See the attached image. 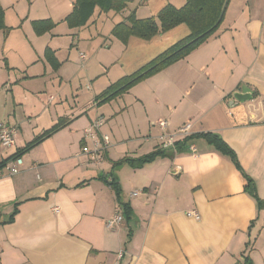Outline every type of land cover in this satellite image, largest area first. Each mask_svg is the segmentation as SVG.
Instances as JSON below:
<instances>
[{
  "label": "crops",
  "instance_id": "0c3cea01",
  "mask_svg": "<svg viewBox=\"0 0 264 264\" xmlns=\"http://www.w3.org/2000/svg\"><path fill=\"white\" fill-rule=\"evenodd\" d=\"M185 2L128 0L121 11L96 6L73 27L66 17L75 0H0V121L19 128L0 163L16 154L23 159L16 174L8 170L16 157L0 167V264H264V207L245 190L231 157L206 138L192 136L179 151L141 166L116 165L161 148L160 120L170 132L189 124L177 141L219 134L264 200V0H228L207 41L127 92L99 99L191 34L183 23L124 42L115 26L132 12L144 19ZM42 20L54 26L37 34L34 22ZM245 88L253 98L229 106ZM125 95L128 103L120 104ZM98 118L102 164L82 153L84 145L93 147L84 132ZM61 120V128L26 149ZM118 213L123 219L109 226Z\"/></svg>",
  "mask_w": 264,
  "mask_h": 264
},
{
  "label": "trees",
  "instance_id": "16d2710c",
  "mask_svg": "<svg viewBox=\"0 0 264 264\" xmlns=\"http://www.w3.org/2000/svg\"><path fill=\"white\" fill-rule=\"evenodd\" d=\"M227 3L228 0H186L185 4L181 7L169 3L158 13L157 16L138 19L136 18L135 13L132 12L126 21L118 23L113 29V33L124 42H127L130 36H137L149 40L154 36L167 32L183 23L188 25L191 34L169 47L165 52L157 56L135 73L124 76L117 82L108 86L99 97L101 102L110 101L111 99L127 92L137 82L157 73L173 62L184 58L199 45L207 41L217 31L223 19ZM127 4L128 0H75L74 9L66 17V20L69 25L73 27L82 26L90 18L96 6H99L104 11H121L127 7ZM53 26L54 23L50 20L34 22V28L37 34H41ZM3 28H5L4 12L0 4V29ZM48 54L52 55L50 51ZM63 122L64 121L61 120L55 126L45 131L44 134L31 142L26 149H30L37 143L41 142L45 137L61 128V126L64 125ZM192 136H202L206 138L210 143L214 144L219 151L229 155L246 179L245 190L257 199L260 208L264 207V200L258 196L254 180L242 168L236 152L219 134L213 132H204L197 135L187 136L183 140L176 141L172 148H159L158 150L138 158L125 157L119 160L116 165L127 162L135 167L141 166L152 161L157 156L167 154L171 149L179 151L186 145ZM13 157L17 158L18 156L16 154L5 159L0 163V167L5 166ZM110 184L119 197L121 195L120 185L115 179H112ZM124 205L125 209L128 211V205L123 204V207ZM14 215L11 217V220L14 218Z\"/></svg>",
  "mask_w": 264,
  "mask_h": 264
},
{
  "label": "built area",
  "instance_id": "2783aa9c",
  "mask_svg": "<svg viewBox=\"0 0 264 264\" xmlns=\"http://www.w3.org/2000/svg\"><path fill=\"white\" fill-rule=\"evenodd\" d=\"M84 56V55H82ZM103 120L101 118L96 119L93 123L85 129L84 139L92 140L93 147L84 145L82 147V153L90 154L91 160L97 164H102L104 162V149L106 146H102L98 138L97 130L102 125ZM158 126L161 129V134L159 138L162 140L161 148H169L174 145L180 135L187 134L190 128V125L187 124L184 127L180 128L178 131L170 132L168 131V122L165 119H162L158 122ZM19 133V128L16 125H12L7 121H0V151L13 148L16 144V139ZM106 145L109 143V137L104 136ZM192 149L195 151L196 148L192 146ZM23 164V159L21 157L15 158L12 162L8 164L9 174L13 175L20 171L21 165ZM138 192H135L134 195H137ZM58 209V207L56 208ZM190 215L195 216L196 219H200V216L197 211L192 210L189 212ZM123 219L121 213L116 214L113 218L108 221L109 226H113L116 223H119Z\"/></svg>",
  "mask_w": 264,
  "mask_h": 264
},
{
  "label": "water",
  "instance_id": "95a60500",
  "mask_svg": "<svg viewBox=\"0 0 264 264\" xmlns=\"http://www.w3.org/2000/svg\"><path fill=\"white\" fill-rule=\"evenodd\" d=\"M253 98V92L250 89H243L235 91L233 93V98L229 101V106L233 107L238 103H243Z\"/></svg>",
  "mask_w": 264,
  "mask_h": 264
},
{
  "label": "rangeland",
  "instance_id": "374dc122",
  "mask_svg": "<svg viewBox=\"0 0 264 264\" xmlns=\"http://www.w3.org/2000/svg\"><path fill=\"white\" fill-rule=\"evenodd\" d=\"M131 93H132V91H131ZM127 96H128V95H125L124 97L121 98V101H122V102L120 101V104H122V103H124V104H125V103H128V100H129L130 96H128V97H127ZM83 98H84V97H82L81 100H82ZM116 101L119 102V99H117ZM117 102H116V103H117ZM126 106L129 107V108H131V107H133L134 105L131 106L130 104H126Z\"/></svg>",
  "mask_w": 264,
  "mask_h": 264
}]
</instances>
